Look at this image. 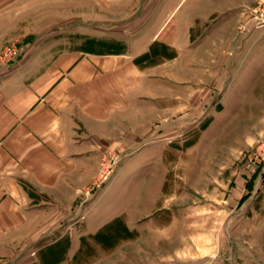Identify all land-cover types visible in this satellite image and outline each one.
<instances>
[{"label":"rangeland","instance_id":"rangeland-1","mask_svg":"<svg viewBox=\"0 0 264 264\" xmlns=\"http://www.w3.org/2000/svg\"><path fill=\"white\" fill-rule=\"evenodd\" d=\"M233 8L188 29L186 58L158 39L132 45L140 28L101 25L115 17L77 13L60 47L126 55L134 46L155 114L122 152L100 157L27 264H264V0ZM20 31L0 44V66L19 65L33 42Z\"/></svg>","mask_w":264,"mask_h":264},{"label":"crops","instance_id":"crops-1","mask_svg":"<svg viewBox=\"0 0 264 264\" xmlns=\"http://www.w3.org/2000/svg\"><path fill=\"white\" fill-rule=\"evenodd\" d=\"M181 2L0 0V44L16 30L34 33L19 65L0 66V264L31 262L28 252L57 229L94 179L100 157L122 152L125 140L139 138L153 121L155 91L148 71L130 62L139 52L134 42L158 39L186 58L188 29L235 6V0H191L176 17ZM77 13L115 17L101 25L144 31L126 55L62 49L70 40L64 34L75 35Z\"/></svg>","mask_w":264,"mask_h":264},{"label":"built area","instance_id":"built-area-1","mask_svg":"<svg viewBox=\"0 0 264 264\" xmlns=\"http://www.w3.org/2000/svg\"><path fill=\"white\" fill-rule=\"evenodd\" d=\"M8 52H9V54H11V51L10 50H8Z\"/></svg>","mask_w":264,"mask_h":264}]
</instances>
